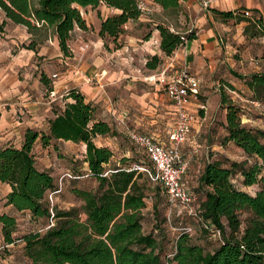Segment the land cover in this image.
I'll list each match as a JSON object with an SVG mask.
<instances>
[{
    "label": "trees",
    "instance_id": "1",
    "mask_svg": "<svg viewBox=\"0 0 264 264\" xmlns=\"http://www.w3.org/2000/svg\"><path fill=\"white\" fill-rule=\"evenodd\" d=\"M153 1L162 9L178 8L177 0ZM136 3L137 0H0V10L10 22L27 30L36 28V22L52 27L59 50L67 55L72 30L86 29L80 8L103 4L115 9V13L100 18L97 35L116 40L124 25L139 16ZM214 13L222 20L237 15L231 11ZM239 19L259 21L252 14ZM154 29L159 35V50L165 56L195 38L192 29L179 33L162 24H155ZM247 30L245 27L244 32ZM158 62L157 56L152 55L145 66L153 69ZM40 81L50 90L44 76H40ZM244 84L252 100L264 97V72L248 74ZM226 85L233 89L231 84ZM63 98L70 100L64 101L62 109L48 119L46 131L26 128L19 147L0 146V182L10 188L5 204L15 211H27L34 218L52 215L56 220L42 233L28 232L20 237L31 264H264V176L260 175L264 167V130L242 124L238 107L227 103L222 92L219 93L224 108L222 140L239 148L245 159L226 164L217 159L205 161L192 190L198 198L196 217L177 212L178 217L196 220L199 231L207 236L209 232L203 223L218 229L221 237L219 241L212 239L209 244H200L183 232L181 226L172 240L169 257L165 255L161 221L155 219L150 232L141 230V209L147 197L152 199L153 216L159 215L160 184H152L146 172L131 167L135 163L147 169L141 158L129 163V158L121 157L111 163V150L93 139L112 136L114 130L95 118L94 106L77 90L69 89ZM56 140L83 145L82 162L96 186L93 190L73 189L80 206L50 214L44 196L56 190L57 185L54 186L47 170L36 167L32 147L35 141L44 147ZM235 177L244 186L258 188L253 193L241 190L232 182ZM165 200L168 202L167 197ZM241 212L246 216L240 228ZM14 229V216L1 212L0 237L4 247L14 242Z\"/></svg>",
    "mask_w": 264,
    "mask_h": 264
},
{
    "label": "rangeland",
    "instance_id": "2",
    "mask_svg": "<svg viewBox=\"0 0 264 264\" xmlns=\"http://www.w3.org/2000/svg\"><path fill=\"white\" fill-rule=\"evenodd\" d=\"M141 1L145 8L150 9L149 3L146 0H137ZM82 17L86 22V29L91 28V25L87 26L88 21L84 16V12L80 9ZM87 13V12H85ZM144 13V14H143ZM143 16H151L152 21H136L135 25L132 27L131 32H134L140 39L147 38L154 29L155 24H162L163 26H169L171 24L175 29L183 32V30H189L194 28L189 22V18L183 14L182 10L178 7L176 9H167V10H158V11H144ZM3 12L0 10V44L4 47L3 50H0V67L5 69L8 74H12L15 77L20 78L22 72L27 71L30 74L29 84L33 87L35 84L41 96L40 102H45L43 100L46 95V88L43 84L40 85L38 77L40 74H44L48 84L52 87L54 85L55 77H47L46 72H55L60 73L64 70V63H60L58 59H64V54L52 56L50 55V44L48 39L51 37V29H41L31 33L30 39H33L35 42V47L45 46L47 48L45 55H35L29 52V57L24 54L27 51L22 50V47L30 45L26 43V40L22 43H17V45L12 44L8 41V36L11 35L12 30L10 29V23L5 24L3 20ZM129 30H126L127 32ZM78 35V32L75 31L71 33L70 39L68 41L69 52L77 51L81 55L86 53L91 45V43L81 36L80 41L74 42ZM102 43L107 50H115L121 47L123 44V39L118 38L112 40L111 38L102 39ZM84 44L87 47L80 48ZM255 44V46H253ZM249 46L247 51H251L253 59H258L256 65L253 64L251 59L242 57V51L240 50L242 45L235 47L234 53L231 55L233 59L232 65V76L233 80L232 90L229 89L226 85L227 79L226 76L219 75L214 76V79L217 80V87L214 90L213 87L200 89V95L198 96V102L203 106L201 112H199L198 107H194L193 113V122L191 123L190 132L187 139L183 144L179 146L180 153L183 159L187 162V170L185 172V181L186 186L195 190V176H197L202 165L207 160L217 159L223 164H226L227 161H240L245 159L242 151L234 146L231 142H223L222 138L224 136L223 122L224 120V108L220 105L219 102V93L222 92L225 95V101L227 103L236 105L238 107V114L240 117V122L245 126L251 128H259L264 130V97L255 101L251 98V93L244 84V78L252 71L257 69L263 71L264 67V50L263 53L259 48V43H254ZM259 45V46H258ZM258 46V47H257ZM245 47H247L245 45ZM257 47V48H256ZM162 53V52H161ZM28 54V53H27ZM163 54V53H162ZM242 54V55H241ZM162 56V55H161ZM17 60V61H16ZM159 62L152 70H145V65H142L141 60H136L137 67H140L141 74L149 73L152 71L154 78L160 69V65L163 63V59L159 58ZM16 61V62H15ZM240 61V62H239ZM239 62V63H238ZM263 63V66L258 68V65ZM62 64V65H61ZM257 67V69H256ZM149 69V68H147ZM226 69L224 68V74ZM48 73V74H49ZM230 73V72H229ZM7 75H4L6 77ZM35 80H38L36 83ZM143 86L135 85L133 92L135 95H138L140 92H137L138 89H143L148 92L144 97V100H136V98L131 97L132 102L129 105V116L125 122L126 128L129 130H135L153 137L165 138V131L171 126V115H170V106L169 101L164 95V90L159 84L157 93H161L162 97L158 100H154L150 97V93L153 92L154 85L139 81ZM114 86V85H113ZM45 89V90H44ZM121 88L115 86L111 88L108 92L105 91L109 97V100L115 101L118 99V95L123 96V92L119 91ZM66 90L63 93H67ZM63 97V96H62ZM39 98V95H38ZM61 99V98H60ZM53 101V104L56 103ZM117 101V100H116ZM157 101V102H155ZM41 104V103H39ZM44 104V103H43ZM60 105L62 103L60 102ZM1 106V105H0ZM56 106V105H55ZM95 118L100 119L102 113L97 107L94 106ZM101 120V119H100ZM111 128L114 130L115 134L112 136H100L108 137L107 147L112 152L111 163L117 161L121 157L129 158V163L134 162L136 158H141L148 171L153 176V168L151 163L145 158L142 150L129 141L126 136V128H123L117 120H112ZM42 128V127H39ZM21 141L19 133L15 134L11 139L0 140V146L3 145H13L17 146ZM99 141V142H98ZM264 141V139H263ZM96 144H103L100 140H94ZM32 154L34 157V162L37 168L44 169L49 172L54 181V186L56 187L59 178L64 174L68 173L73 178L62 177L60 180L61 188L60 191L53 193L48 191L44 198L48 202L50 207V214L54 213L55 210H67L71 207H79L81 201L74 195L73 189H83V190H93L96 186L95 179L89 175L86 169V165L82 162L83 156V145L80 143L72 142H61L59 141L57 145L52 142L49 143L48 149L45 152H42L39 147L33 145ZM107 167V166H105ZM260 175L264 176V167L260 171ZM152 184L157 183L156 180L150 178ZM233 184L241 190H244L248 193H253V191L258 188L257 185L244 186L240 183V179L235 177L232 179ZM162 194L160 195V204H159V215L156 218L152 214V199L147 197L145 199V206L141 209V230L144 233L152 231L154 226V220L161 221L160 226L163 228V233L165 236V246H166V257L171 252V243L174 239L177 230L181 226L191 227V233L189 237L200 244H209L212 241V238L206 234L199 231V226L193 218L190 217H178L177 212L178 208L171 206L165 199V195L160 187ZM3 192L0 190V210L4 206L2 199ZM151 194V193H149ZM150 196V195H149ZM246 216L245 212H241L240 219L241 224L240 228L243 226V220ZM80 219H83V215L80 213ZM166 220L162 221L163 218ZM15 218V229L12 236L15 238L14 242L11 245L4 247L3 242L0 237V264H31L28 258L25 256L23 250V243L20 240V237L28 232H44L48 226L56 222L55 218L48 216L46 218L37 217L34 218L29 215V213H19L14 216Z\"/></svg>",
    "mask_w": 264,
    "mask_h": 264
},
{
    "label": "crops",
    "instance_id": "3",
    "mask_svg": "<svg viewBox=\"0 0 264 264\" xmlns=\"http://www.w3.org/2000/svg\"><path fill=\"white\" fill-rule=\"evenodd\" d=\"M146 1L151 4L150 9L153 11L167 10L162 9L153 0ZM177 2L183 14L189 18V22L191 21L195 38L175 48L169 56L163 55L159 50V35L156 29H153L145 39H140L134 32H131L136 21H152L151 16H143V13L139 14L136 20L127 22L124 25V31L119 35V38L123 39V44L120 48L109 51L105 49L102 39L97 35V30L100 18L115 13L116 10L105 7L103 4H98L93 8L90 6L80 8L88 21L87 26L91 25V28L87 30L74 28L71 33L77 31L78 35H80L74 42L80 41L81 36H83L91 45L87 48L89 50L82 55L74 51L72 52L73 54L69 52L67 55H64V59H58L60 63L63 62L65 65L62 72H46L47 74L45 75L47 77L48 75L49 77H55V80L53 81L54 85L50 86V90H46L47 96L43 99L45 102H40V91L37 89L36 84L33 87L29 84L30 74L27 71L22 72L20 78H18L12 74H8L5 72V69L0 67V140L11 139L15 134L19 133L22 141V134L26 128L46 131L48 119L54 116V112H59L62 109L60 102L63 104L64 101L70 100L62 97L66 94L63 92L69 89L77 90L83 95L85 101H89L93 106L97 105L102 113L101 120L111 126L110 122L115 119L123 128H126L125 122L129 116V105L132 102L131 97L136 98L138 101H143L144 97H146L145 95L148 93L146 90H139V87L136 90L140 93L138 95L133 93L135 92L133 90L135 85L143 86L139 81L154 85L153 88H149V90L154 89L150 93L149 98L158 100L162 97L161 93H157L159 84L156 82L152 71L141 74V69L137 67V63L135 62L136 60H141L142 65H145V61L152 55L157 56L158 59H163L160 67L165 64L169 65V69L184 67L190 75L196 77L199 80L198 96L200 95L201 88L204 89L202 92L206 90L205 88L209 87H213L216 90L218 84L214 76L219 75V73H221L222 77H227V79H224L227 83L234 85L233 80L235 78L231 75L234 63L231 55L234 53L235 47L242 45L240 50L242 51L243 55H241L243 59L245 57L251 59L250 57L253 54L251 55V51L249 52L247 49L254 43H259L260 46H258L260 50L262 49L261 52L263 53L264 0H208V5L205 8H201V0H177ZM150 9L146 8V11ZM244 10H248L259 21L253 23L252 20L239 19L242 17L241 12ZM215 11H231L237 13V15L222 20L214 13ZM3 20L9 21L5 17H3ZM7 23L11 24L10 29L12 30L11 35L8 36L9 42L17 45V43H22L26 40L25 44L30 43L25 48L22 47V50L28 53L24 54L25 56L29 57V52L35 55L46 54L47 48L45 46L35 47L34 40L30 39L32 32L44 28L47 30L51 29V37L48 39L50 55H61L62 52L57 46L52 27L36 22V28L27 30L23 25L12 22H6L5 24ZM167 27L170 31L174 32L183 33L186 31L180 32L171 24ZM245 27H248L246 32H244ZM126 30L129 31L125 32ZM3 49L4 47L0 44V50ZM251 61L256 65L258 59H251ZM262 66L263 63H260L258 68L261 69ZM224 68L226 69L225 74ZM144 69L152 70L147 69V67ZM262 70L257 69L250 73L264 72V67ZM4 75L7 76L3 78ZM40 76H44V74H40L38 77L41 85ZM38 80H35L36 83H38ZM115 86L121 88L119 91L123 92V96L118 95L117 101H111L105 91L109 92ZM164 95L169 101L172 125L175 119L174 106L165 92ZM57 99L58 101L53 104V101ZM194 107V104H191L188 109L193 112ZM198 111L201 112L200 109ZM128 131L135 130L126 128V136ZM165 133V138L145 135L151 137L160 145H167L170 141L168 129ZM107 139L108 137L101 138L100 136H96L93 140H100L103 143L101 145L107 146L108 143L105 141ZM21 141L15 147H19ZM59 141L67 142L56 140L54 144L57 145ZM34 145L39 147L42 152L48 149V146L41 147L38 141H35ZM197 176H195V183ZM184 177L185 174L183 179ZM9 189L8 184L0 182V190L3 192V203H5V195ZM1 212L12 216L19 213H27V211H15L7 204H4L0 210Z\"/></svg>",
    "mask_w": 264,
    "mask_h": 264
},
{
    "label": "built area",
    "instance_id": "4",
    "mask_svg": "<svg viewBox=\"0 0 264 264\" xmlns=\"http://www.w3.org/2000/svg\"><path fill=\"white\" fill-rule=\"evenodd\" d=\"M207 5L208 0H201V8H205ZM136 6L139 14L146 11L141 1H137ZM241 14L245 17L251 16L248 10L242 11ZM84 47H87V45L84 44L80 48ZM169 68L168 64L161 66L156 74V81L162 86L166 96L174 106L175 119L168 129L170 141L167 145H160L145 134L128 131L127 138L142 150L145 158L151 163L154 173L152 176L144 166L139 164L134 163L131 167L146 172L150 178L156 180L164 191L168 203L178 208V212L196 217L198 198L183 181L187 162L183 159L179 146L187 139L193 122V113L188 107L194 104L198 109L203 108L198 102L199 80L190 75L184 67ZM64 176L67 178L73 177L68 173H64L59 178L57 189L53 193L60 191V180ZM202 226L208 230L210 238L220 240L221 235L218 229L208 223H203ZM181 229L188 234L192 231L189 226H184ZM165 264L169 263L166 262Z\"/></svg>",
    "mask_w": 264,
    "mask_h": 264
}]
</instances>
